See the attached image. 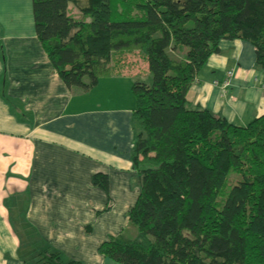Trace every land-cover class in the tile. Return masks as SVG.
Returning a JSON list of instances; mask_svg holds the SVG:
<instances>
[{
  "label": "trees",
  "instance_id": "1",
  "mask_svg": "<svg viewBox=\"0 0 264 264\" xmlns=\"http://www.w3.org/2000/svg\"><path fill=\"white\" fill-rule=\"evenodd\" d=\"M118 5L127 8L123 20ZM32 6L39 43L69 91L87 94L100 79L124 74L133 84L131 157L141 189L128 220L136 233L131 242L109 239L99 254L116 264H264V115L241 128L187 101L221 42L251 44L255 66L264 70V0ZM133 53L143 55L145 74L129 71ZM93 183L108 192L104 176ZM59 260L55 253L43 261Z\"/></svg>",
  "mask_w": 264,
  "mask_h": 264
},
{
  "label": "crops",
  "instance_id": "2",
  "mask_svg": "<svg viewBox=\"0 0 264 264\" xmlns=\"http://www.w3.org/2000/svg\"><path fill=\"white\" fill-rule=\"evenodd\" d=\"M0 46L7 99L20 107L0 96V264H46L55 253L61 264H116L98 250L123 236L140 195L131 79L69 91L39 43L32 0H0ZM219 49L187 101L243 128L264 115V70L249 43L221 42ZM95 176L107 179L108 192L94 185Z\"/></svg>",
  "mask_w": 264,
  "mask_h": 264
},
{
  "label": "rangeland",
  "instance_id": "3",
  "mask_svg": "<svg viewBox=\"0 0 264 264\" xmlns=\"http://www.w3.org/2000/svg\"><path fill=\"white\" fill-rule=\"evenodd\" d=\"M114 9L116 11V15H117V13L120 15L122 10L125 11V12L127 11V8H125V7L123 8L120 5L116 6V8H114ZM70 10L73 11L72 12V16H74L76 18H79V17L81 18V15L78 13V11L73 6L70 7ZM121 17H122L121 15L118 16V18H120L122 20L125 18V17H122V18ZM84 19L87 22L90 21V18H84ZM181 51L184 52L183 49ZM130 55L131 56L128 57V59L133 64H131V66L129 67V71L132 72L133 70L137 69L139 73L145 74L147 72V64H146V61L143 58V55L140 54V53H133V55L132 54H130ZM112 57H113V59H116V58L119 59V58H121V54L120 55L113 54ZM138 181L140 182V179H138ZM133 233H136V228L134 226H132V225H129L128 229L123 234V236H121L119 238V240L123 241V242H125V241L131 242V241H133V239L135 237V236L132 237Z\"/></svg>",
  "mask_w": 264,
  "mask_h": 264
},
{
  "label": "water",
  "instance_id": "4",
  "mask_svg": "<svg viewBox=\"0 0 264 264\" xmlns=\"http://www.w3.org/2000/svg\"><path fill=\"white\" fill-rule=\"evenodd\" d=\"M1 47V46H0ZM0 61L5 64V55L3 50H0ZM9 89V82L7 80L6 72L5 69L3 70V74L0 77V96L2 99L7 100V102L12 103L13 110L15 111L16 109H20L19 107V102L14 101L12 99H7V91Z\"/></svg>",
  "mask_w": 264,
  "mask_h": 264
}]
</instances>
